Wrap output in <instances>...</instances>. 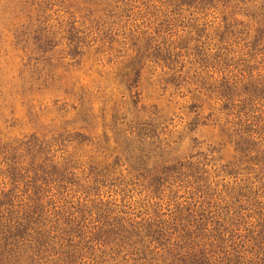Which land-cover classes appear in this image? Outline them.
Instances as JSON below:
<instances>
[{
	"label": "trees",
	"instance_id": "trees-1",
	"mask_svg": "<svg viewBox=\"0 0 264 264\" xmlns=\"http://www.w3.org/2000/svg\"><path fill=\"white\" fill-rule=\"evenodd\" d=\"M100 1L111 19L108 30L126 28L123 20L129 17L131 0ZM148 1L164 12L166 28L158 36L167 37L161 42L144 33L123 37L131 50L125 84L139 92L143 73L152 64L162 69L167 84H192L196 96L220 103L217 111L223 117L217 121L234 144L246 178L223 196L201 162L164 158L157 113L149 112L131 127L132 139L123 148L137 180L161 193L167 184L181 182L205 198L207 206L186 208V214L180 211L171 222L158 217L136 221L140 215L104 200L100 189L110 181L108 168L91 173L84 186L77 167L56 162L44 141L0 147L12 186L0 194V264H264V203L259 194L264 189V79L254 80L250 67L259 56L264 58V6L259 0H240L246 22L235 19L239 4L229 8V0ZM219 8L230 12L219 26L222 31L210 37L207 11ZM179 28L188 29L185 39L170 42ZM186 59L193 66L191 82L183 76ZM239 66L234 75L231 69ZM214 70L223 77L216 80ZM200 109L195 103L191 107L196 117ZM169 147L165 144L166 151ZM70 186H84L82 203L65 197Z\"/></svg>",
	"mask_w": 264,
	"mask_h": 264
},
{
	"label": "rangeland",
	"instance_id": "rangeland-1",
	"mask_svg": "<svg viewBox=\"0 0 264 264\" xmlns=\"http://www.w3.org/2000/svg\"><path fill=\"white\" fill-rule=\"evenodd\" d=\"M259 2L264 6V0ZM236 3L235 19L247 22L240 0H229V8ZM106 7L100 0H0V147L44 141L56 162L77 167L84 186L92 180L91 173L108 168L110 181L100 189L105 201L140 215L136 221L158 217L171 222L180 211H198L207 204L181 182L167 184L161 193L137 180L134 163L123 148L132 139L131 127L149 112L157 113L163 157L201 162L210 183L219 185L218 194L226 196L237 188L247 172L223 133L222 121H217L223 117L217 111L220 103L196 96L192 84L177 88L167 84L168 77L152 64L143 73L139 92L125 84L131 50L123 37L144 33L161 42L167 37L158 36L166 28L164 12L155 2L131 0L126 6L129 17L123 20L126 28L110 32ZM225 12L224 8L207 11V35L216 37L222 31ZM182 28L172 31L176 34L170 42L185 39L188 29L185 33ZM262 60L259 56L250 66L254 80L264 79ZM189 62L186 59L183 76L191 82ZM231 70L237 75L240 66ZM214 72L216 80L223 77ZM194 103L202 106L200 117L191 111ZM165 144L170 145L167 151ZM5 171L0 160V194L12 189ZM84 186H70L65 197L82 203ZM259 194L264 203V189Z\"/></svg>",
	"mask_w": 264,
	"mask_h": 264
}]
</instances>
